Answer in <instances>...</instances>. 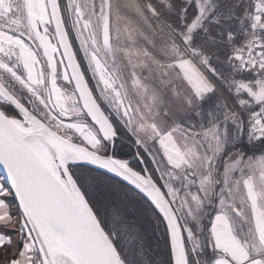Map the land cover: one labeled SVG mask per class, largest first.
<instances>
[{
	"label": "snow or ice",
	"instance_id": "obj_1",
	"mask_svg": "<svg viewBox=\"0 0 264 264\" xmlns=\"http://www.w3.org/2000/svg\"><path fill=\"white\" fill-rule=\"evenodd\" d=\"M0 264H264V0H0Z\"/></svg>",
	"mask_w": 264,
	"mask_h": 264
}]
</instances>
